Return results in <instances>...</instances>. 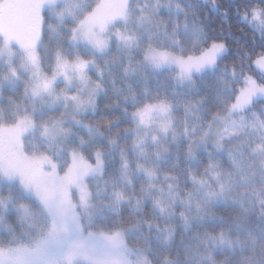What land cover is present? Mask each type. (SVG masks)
<instances>
[{
  "label": "snow or ice",
  "instance_id": "obj_1",
  "mask_svg": "<svg viewBox=\"0 0 264 264\" xmlns=\"http://www.w3.org/2000/svg\"><path fill=\"white\" fill-rule=\"evenodd\" d=\"M0 264H264V0H0Z\"/></svg>",
  "mask_w": 264,
  "mask_h": 264
},
{
  "label": "trees",
  "instance_id": "obj_2",
  "mask_svg": "<svg viewBox=\"0 0 264 264\" xmlns=\"http://www.w3.org/2000/svg\"><path fill=\"white\" fill-rule=\"evenodd\" d=\"M220 3L226 4L227 0H219ZM240 29H243L244 35L240 37ZM233 32L241 38L242 42L248 43L251 41H255V43H259V34L258 33H253L252 31L249 30L248 26L236 21L235 19L233 20ZM251 46V45H249ZM233 49H235V45H232ZM259 51V49H257ZM7 95V93H6Z\"/></svg>",
  "mask_w": 264,
  "mask_h": 264
}]
</instances>
